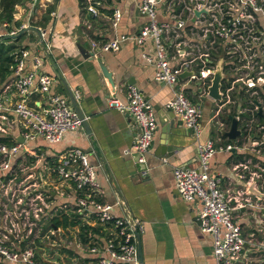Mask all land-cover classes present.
I'll return each mask as SVG.
<instances>
[{"label": "built area", "instance_id": "built-area-1", "mask_svg": "<svg viewBox=\"0 0 264 264\" xmlns=\"http://www.w3.org/2000/svg\"><path fill=\"white\" fill-rule=\"evenodd\" d=\"M136 7L146 19L138 33L92 43L93 58L117 52L126 42H151L154 58L143 54L144 61L154 67L155 81L175 88L165 108L195 139L204 132V102L215 105L208 137L198 145V167L173 171L175 192L184 203H200V230L212 237L216 264H264V0H140ZM86 9L93 14L95 7L89 3ZM121 18L114 8L107 17L112 30ZM6 26L0 22V41L16 34L4 33ZM28 58L23 50L14 78L0 92V139L6 140L0 142V264H55L40 254L59 235H73L81 264H139L136 233L143 224L116 217L101 201L87 153L72 148L48 158L29 146L37 139L54 146L82 120L67 99L49 95L53 81L38 74L39 58H33V71L23 74ZM218 65L220 99L215 100L209 88ZM33 92L47 96L45 106L31 101ZM109 107L134 121L138 133L129 152L145 164L158 128L153 106L129 86L126 102L112 100ZM9 114L16 118L12 124ZM225 117L236 121L233 140L226 135L230 119L224 131ZM13 124L19 127L14 135ZM217 154L228 159V175L211 171Z\"/></svg>", "mask_w": 264, "mask_h": 264}, {"label": "crops", "instance_id": "crops-1", "mask_svg": "<svg viewBox=\"0 0 264 264\" xmlns=\"http://www.w3.org/2000/svg\"><path fill=\"white\" fill-rule=\"evenodd\" d=\"M94 1L92 19L87 20V15L81 14L78 0H23L15 6L12 22L2 28L7 34L18 33L27 26L41 31V38L28 33L17 44L19 49L26 48L29 53L23 74L33 71V58H39L42 65L38 74H48L53 81L49 95L67 99L85 121V128L81 124L78 130L66 133L54 146L42 139L29 146L48 158L72 148L87 153L89 164L96 168L101 201L113 207L116 217L127 219L129 216L143 224L140 234L143 264H216L212 256V237L200 230V203L181 201L173 180L175 168L198 167V145L208 137V103L203 106L204 132L200 139H195L182 121L165 108L175 88L154 80V67L142 57L146 54L154 58L155 51L149 41L141 46L126 42L117 52H101L93 61L84 60L77 46L91 51L92 43L138 33L146 23L137 12L140 0ZM114 8L122 14L116 30L111 29L107 20L108 12ZM9 43L12 42L7 45ZM96 60H100L112 75L114 90L101 75ZM13 78L11 75L0 84V92H4ZM130 81L132 85H128ZM129 86L142 92L157 116L158 128L145 155L146 168L138 167L135 156L129 152L138 133L134 121L129 115L109 107L112 100L126 102ZM186 89L190 95L193 88ZM30 98L35 105H46L45 95L33 92ZM160 113H164L167 125L173 122L167 134L162 132L166 126L158 120ZM7 117L11 124L16 119L12 114ZM228 129L225 123L224 131ZM18 130L13 124L9 132L14 135ZM227 160L222 154L214 156L211 171L228 175ZM144 169L145 173L141 174Z\"/></svg>", "mask_w": 264, "mask_h": 264}, {"label": "water", "instance_id": "water-1", "mask_svg": "<svg viewBox=\"0 0 264 264\" xmlns=\"http://www.w3.org/2000/svg\"><path fill=\"white\" fill-rule=\"evenodd\" d=\"M33 34L36 35L37 37L41 38V33L38 29L32 27V26H28L25 27L23 29H21L18 33H16L15 35H7L3 38V40H15L19 37H21L22 35L25 34ZM2 40V41H3ZM77 50L79 52V54L81 55V57L84 60H88V61H93V52L88 51L86 49L81 48L80 46H77ZM97 64L99 66L101 75L103 76V78L108 82V84L111 86V88H113L114 90V83L112 81V75L109 73V71L107 70V68L102 64V62L100 60H96ZM185 76V74H182L181 77L183 78ZM220 81H221V70H220V65H218V68L213 76L212 82H211V87L209 88V96L215 100H219L220 96H219V86H220ZM133 82H128V85H132ZM71 99H73V95L71 94ZM74 100V99H73ZM72 100V101H73ZM75 102V100H74ZM74 102H72L74 104ZM75 106V104H74ZM76 108V107H75ZM74 108V111L76 112V114L78 115V117L82 120V127L85 128V121H84V117L83 115L78 111V109ZM168 112V111H167ZM163 114V115H162ZM168 115V114H167ZM229 119L231 120V126H230V130L226 133L227 137L231 140L235 139L236 136L238 135V131H237V124L235 119H232L231 117H229ZM160 124L162 126H166L165 129L162 130L163 133L167 134L169 132V128L173 126V122L169 123V125H167V121L166 117L164 115V113H160L159 118H158ZM166 139V138H165ZM19 142H22V139H18ZM170 151V150H168ZM131 155V154H129ZM132 155L135 156V163L138 165V167H145V164H140L138 163V158L139 155L137 153H132ZM146 171L145 169L143 171H141V174ZM250 191H252V189L250 188ZM128 222L132 225L133 224V218L132 217H127ZM136 246H137V252H138V262L139 264H143L142 261V255H141V244H140V234L136 233Z\"/></svg>", "mask_w": 264, "mask_h": 264}, {"label": "trees", "instance_id": "trees-1", "mask_svg": "<svg viewBox=\"0 0 264 264\" xmlns=\"http://www.w3.org/2000/svg\"><path fill=\"white\" fill-rule=\"evenodd\" d=\"M23 0H0V22L11 23L14 16L15 6L19 5ZM81 9V14L87 15V20H91L93 14L87 12V7L89 3L91 6H95V1L88 2L87 0H78ZM109 3V1H108ZM112 11L108 12V16H111ZM24 35L15 40H4L0 42V84H3L5 80L13 74L16 65L20 59L21 52L25 49H19L17 44L22 40ZM7 42H12L11 44H6ZM223 121L227 124L230 123L228 118H223ZM0 142L6 143V140L0 139Z\"/></svg>", "mask_w": 264, "mask_h": 264}, {"label": "rangeland", "instance_id": "rangeland-1", "mask_svg": "<svg viewBox=\"0 0 264 264\" xmlns=\"http://www.w3.org/2000/svg\"><path fill=\"white\" fill-rule=\"evenodd\" d=\"M8 43V42H7ZM6 43V44H7ZM11 44V43H9ZM208 103V106L206 110L209 112V118L214 114V111L216 110V107L214 104H210V101H205L204 105ZM228 108H224L223 111H227ZM206 119H208V116H206ZM211 131L217 132L218 127L214 124V122L211 124ZM252 220V216L250 215L248 217L247 221V227H249L250 221ZM74 237L73 235H68L67 237H64L63 235L57 236L52 244L54 245L52 248H47V240L42 241L44 246L47 248L45 252H42L40 255L48 262H52L55 264H81L82 258H80V255L74 250ZM15 247V246H14ZM54 251V252H53ZM39 255V256H40Z\"/></svg>", "mask_w": 264, "mask_h": 264}]
</instances>
